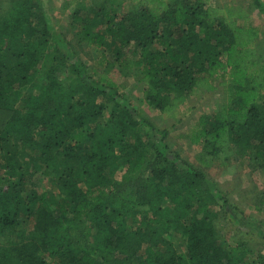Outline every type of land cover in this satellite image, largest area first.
<instances>
[{"label":"trees","instance_id":"1","mask_svg":"<svg viewBox=\"0 0 264 264\" xmlns=\"http://www.w3.org/2000/svg\"><path fill=\"white\" fill-rule=\"evenodd\" d=\"M248 1L264 17V1ZM72 6L65 41L40 0L0 1V264H259L222 242L213 208L230 206L202 171L238 156L264 174V42L247 7ZM78 47L98 64L72 62ZM115 71L138 78L164 123L226 87V104L177 137L199 148V167L171 151Z\"/></svg>","mask_w":264,"mask_h":264},{"label":"rangeland","instance_id":"2","mask_svg":"<svg viewBox=\"0 0 264 264\" xmlns=\"http://www.w3.org/2000/svg\"><path fill=\"white\" fill-rule=\"evenodd\" d=\"M74 1L76 4L85 1L86 7L90 9L93 0H40L44 10L52 19L54 32L65 41H72L75 31L70 26L71 15L75 9V5L72 6ZM225 4L239 7L245 5L249 22L260 28V42H264V17L249 4L248 0H215L217 6ZM66 6H68L67 9ZM63 50L72 55L70 49ZM78 51V56L74 55L70 58L72 62H76L79 58L90 67L98 64L99 53L92 49L79 47ZM110 77L121 85L122 92L130 98L134 105L144 109L159 129L168 130L167 141L171 146V151L178 155L179 160L199 167L197 163L199 148L188 140L177 137L185 133L202 113L216 112L226 104V87L217 86L215 91L189 98L183 107L181 123L174 124L173 122L164 123L158 111L143 104L145 87L138 82L134 74L115 71L110 74ZM202 171L209 180L218 185L224 194L225 201L230 206L224 208L219 205L213 208L216 215L215 228L222 242L227 247H235L240 243L245 244L249 251L248 258L254 263L264 264V205H261L264 195V174L248 160H241L238 156H234L227 168L202 169ZM175 247L179 253L182 252V246Z\"/></svg>","mask_w":264,"mask_h":264}]
</instances>
